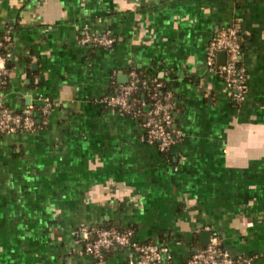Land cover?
I'll return each mask as SVG.
<instances>
[{
    "label": "crops",
    "instance_id": "1",
    "mask_svg": "<svg viewBox=\"0 0 264 264\" xmlns=\"http://www.w3.org/2000/svg\"><path fill=\"white\" fill-rule=\"evenodd\" d=\"M230 25L245 70L238 103L205 62ZM85 31L114 42L81 44ZM0 34L3 104L34 106L36 123L0 134V264H128L120 247L84 254L72 234L83 225L131 229L166 245L172 264L204 247L205 231L264 264V0H0ZM131 70L171 94L183 136L167 154L143 140L140 118L104 104Z\"/></svg>",
    "mask_w": 264,
    "mask_h": 264
},
{
    "label": "built area",
    "instance_id": "2",
    "mask_svg": "<svg viewBox=\"0 0 264 264\" xmlns=\"http://www.w3.org/2000/svg\"><path fill=\"white\" fill-rule=\"evenodd\" d=\"M84 45L110 47L114 39L107 33L85 31L79 38ZM223 52L224 60L217 64L215 58ZM11 57L10 37L0 34V85L5 74V65ZM205 62L210 73L217 74L223 81L229 99L238 103L245 93V70L240 63V43L237 29L230 25L218 29L208 42ZM145 85V79H139L134 70L129 72L126 83L119 84L104 100L109 108L140 118L143 128V140L156 146L157 150L167 154L170 148L182 139L183 134L173 127L171 94L158 90L151 91L147 98L135 100L131 95L138 85ZM161 83L155 84L159 88ZM148 107L146 110L145 107ZM50 103L44 100L37 111L45 116ZM35 108L24 106L20 111H10L4 104L0 92V134H12L33 131L36 128ZM176 169V167H174ZM76 241L82 245V252L97 260L112 247L129 250L128 264H172L169 248L156 242H136L131 229H117L104 226H80L73 230ZM246 260L233 257L225 250L216 237H209L207 244L190 254L183 264H245Z\"/></svg>",
    "mask_w": 264,
    "mask_h": 264
},
{
    "label": "trees",
    "instance_id": "3",
    "mask_svg": "<svg viewBox=\"0 0 264 264\" xmlns=\"http://www.w3.org/2000/svg\"><path fill=\"white\" fill-rule=\"evenodd\" d=\"M137 73V76L139 79H145L146 84L145 85H138L136 90L133 92L131 95V99L135 100H140L147 98L148 94L151 91L158 90L160 93H164L167 91V87L165 84H163L159 79H153V78H148L144 73L140 72L139 70H134ZM160 82L161 86L159 88H155V84Z\"/></svg>",
    "mask_w": 264,
    "mask_h": 264
},
{
    "label": "water",
    "instance_id": "4",
    "mask_svg": "<svg viewBox=\"0 0 264 264\" xmlns=\"http://www.w3.org/2000/svg\"><path fill=\"white\" fill-rule=\"evenodd\" d=\"M148 107L146 106L144 109L146 110ZM200 235L204 237L205 242L207 243L209 240V233L208 232H201Z\"/></svg>",
    "mask_w": 264,
    "mask_h": 264
}]
</instances>
